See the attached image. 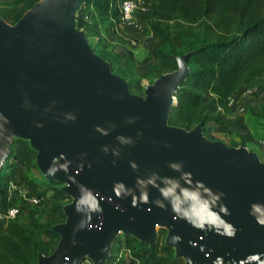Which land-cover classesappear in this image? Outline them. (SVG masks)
<instances>
[{"label": "water", "instance_id": "95a60500", "mask_svg": "<svg viewBox=\"0 0 264 264\" xmlns=\"http://www.w3.org/2000/svg\"><path fill=\"white\" fill-rule=\"evenodd\" d=\"M76 2L40 0L17 27L0 25V114L9 120L0 130V164L12 133L31 136L43 171L61 154L72 162L67 174L60 171L54 176L68 184L62 191L71 198L63 208L64 222L52 228L59 240L52 253L39 254L35 264H78L83 257L104 264L108 245L119 231L152 247L151 218L170 228L165 247H181L186 264L188 260L213 264L217 257H223L225 264H239L248 255L264 254V227L249 215L251 204H264V169L243 149L227 153L218 145L206 144L197 128L183 134L166 127L171 97L188 73L184 59L178 62L175 58L176 69L160 76L147 89L145 101L139 103L127 96L123 83L108 76L103 62L88 53L81 34L60 41L68 11ZM26 101L28 108L23 107ZM69 113L76 116L75 122H62ZM130 118H135V123L129 124ZM36 123L43 127L36 128ZM109 125L115 128L109 129ZM97 126L109 134L96 132ZM117 136L130 137L134 144L121 145ZM105 146L110 149L107 155L102 151ZM116 148L120 149L118 159L111 154ZM130 161L138 165V171L132 170ZM170 162H182L183 171L191 173L194 180L225 194L223 203L231 215L223 218L239 230L235 239L175 220L170 207L164 211L150 203L133 208L131 197H115V182L134 188L138 177L146 178L152 172L177 177L179 174L168 168ZM77 184L104 197L103 219L93 214L90 226L81 231H74L82 218L75 212L80 195ZM148 191L150 200L160 196L154 188ZM115 204L126 211H116ZM129 217L135 219L129 222ZM173 236L181 237V242L173 244Z\"/></svg>", "mask_w": 264, "mask_h": 264}, {"label": "rangeland", "instance_id": "374dc122", "mask_svg": "<svg viewBox=\"0 0 264 264\" xmlns=\"http://www.w3.org/2000/svg\"><path fill=\"white\" fill-rule=\"evenodd\" d=\"M26 1L29 0H0V25L7 29L17 27L20 21L40 3L38 0L21 14ZM67 16L63 30L59 34L60 41L67 40L73 33L81 34L88 53L106 65L108 76L124 84L127 96L143 103L147 89L162 76L154 79L156 75L154 53L163 44L148 30V24L154 21L153 18L142 17L139 19L140 31H127L118 26L115 21L97 18L91 7L83 0H77ZM160 27H165L170 41L177 47L180 45V39L196 45L203 38L214 42L228 37L230 30L235 32L240 30L238 27L235 29L234 26H230L227 31H224L214 17H207L195 24H185L175 20L167 23L160 22ZM132 40H134L133 44H131ZM187 58L188 54H184L176 60L181 62L184 59L186 67ZM250 88H255V93L241 99L239 93ZM171 98L169 108L176 104L175 97L172 95ZM208 99L209 95H204L198 108L180 116L182 122L184 121L183 128L167 124L166 127L177 129L183 134L197 128L201 139L206 144L218 145L227 153L242 148L264 169V59L249 67L240 77L230 98L231 101L230 99L227 101L226 110H217L213 115L214 120L203 122L202 118L206 113L205 104ZM177 121L179 123L180 119ZM38 155L39 151L33 145L31 136L25 133H12L6 144V156L1 160L0 170L4 167L7 173V190H10L13 185L24 187L25 182L32 181L34 185L41 186V191H46L43 200L52 194L50 189H59L66 195L68 199L66 203L54 201L45 203V206L43 204L39 208L28 207L19 219L25 224L37 221L53 225L59 221V217L51 213L52 207L60 206L63 215V208L70 203L71 198L62 191L68 186L67 183L55 180L54 176L46 175L47 172L40 168ZM43 182L55 183V185L47 186ZM63 222L64 220L54 224L52 228ZM4 225L5 223L1 222L0 229ZM170 231V228L166 226L152 225L154 244L152 247L144 245L148 248L157 245L153 260L158 264H186L181 247L168 248L171 250V255L160 249L161 246L165 247ZM121 237L122 232L119 231L108 245L107 256L109 257L113 252L127 263L138 264L137 261L129 259L128 254L123 250ZM116 238L120 241L118 244L113 243ZM78 264L93 263L87 257H83Z\"/></svg>", "mask_w": 264, "mask_h": 264}, {"label": "trees", "instance_id": "16d2710c", "mask_svg": "<svg viewBox=\"0 0 264 264\" xmlns=\"http://www.w3.org/2000/svg\"><path fill=\"white\" fill-rule=\"evenodd\" d=\"M37 1H26L20 13L30 9ZM83 1L91 7L97 18L116 22L117 11L111 6L112 0ZM147 1L151 8L148 16L154 20L148 24V30L163 44L154 53L156 63L154 79L174 71L175 58L188 54L186 59L188 73L173 94L176 104L169 108L166 124L183 128L184 121L182 122L180 116L198 108L204 95H209V99L205 104L206 113L202 120L203 122L214 120L213 115L217 110H226L227 101L233 96L235 86L244 72L264 59V0ZM207 17H214L224 31L230 26H234L235 29L238 27L240 30L239 32L230 30L228 37L214 42L203 38L196 45L180 39V45L177 47L170 41L165 27H160V22L175 20L195 24ZM4 169L3 167L0 170V215H4L10 207H15L18 212L13 219L0 220V224L5 223L0 229V264H35L39 254L48 256L54 250L59 237L52 230V226L62 222L64 218L60 206L52 207L51 213L59 217V221L53 225L37 221L25 224L19 220L23 211L28 207L39 208L54 201L66 203L68 199L59 189H50L52 194L43 200L46 191H41V186L34 185L32 181L25 182L24 188L28 196L40 199L37 205L10 197L7 192V173ZM43 183L47 186L55 185ZM119 242L118 238L113 241L114 244ZM121 243L129 259L137 261L138 264H158L153 260L157 245L148 248L128 236H122ZM160 249L171 255V250L167 247L161 246ZM105 264L131 263L125 262L112 252Z\"/></svg>", "mask_w": 264, "mask_h": 264}, {"label": "clouds", "instance_id": "9594fccd", "mask_svg": "<svg viewBox=\"0 0 264 264\" xmlns=\"http://www.w3.org/2000/svg\"><path fill=\"white\" fill-rule=\"evenodd\" d=\"M119 99H123V97H119ZM23 107H30L27 101ZM49 110L46 109V111ZM75 120L76 116L69 113L65 114V120L62 122H75ZM0 122H2L0 123V130H2L9 123V120L3 114H0ZM128 123H135V118H130ZM35 127L42 128L43 124L36 123ZM114 128L115 125H109V129ZM95 131L103 136L109 134V130H105L99 126L96 127ZM141 135L142 133H137L138 137ZM116 139L124 146L130 147L134 144V141L130 137L117 136ZM109 150L108 146L102 148L105 155L109 153ZM111 154L118 159L120 149H112ZM80 159L83 160V155ZM61 160L64 163H60L59 161ZM71 163L63 154L58 158L54 157L53 163L49 166L46 175L55 176L60 171L67 174ZM112 164L115 166L116 160H113ZM129 164L133 171H138V165L135 162L130 161ZM88 167L91 168V164ZM79 168L82 171L83 164L79 165ZM168 168L179 175L177 177H161L157 173L152 172L146 178L138 177L134 188L126 187L123 182H115L113 186L115 197L121 200L131 197L133 208H139L140 205H148L150 203L164 211H167L170 207L175 220L185 221L200 231L214 232L218 236L235 239L239 230L223 218L231 215L228 207L223 203L225 194L223 192H213L203 182L194 180L191 173L183 171L182 162H170ZM150 187L160 193V196L155 200H150L148 191ZM77 189L80 195L79 198H76L75 212L80 214L82 218L77 222L74 231H81L86 226H90L89 222L93 214L97 215L99 219H103L101 203L104 202V197L82 184H77ZM137 192L139 193L138 195ZM108 201L109 203H113L110 197ZM114 207L116 211L121 213L126 211L119 204H115ZM147 211L151 212L152 209L148 208ZM249 215L256 220L259 226L264 227V204H251ZM134 219V217H129V222ZM180 242L181 237H172L173 244H179ZM262 256H264L262 253L248 255L245 259L240 260L239 264H264ZM188 264H192V261L188 260ZM213 264H225V261L223 257H217L213 261ZM229 264H235V262L230 261Z\"/></svg>", "mask_w": 264, "mask_h": 264}, {"label": "built area", "instance_id": "2783aa9c", "mask_svg": "<svg viewBox=\"0 0 264 264\" xmlns=\"http://www.w3.org/2000/svg\"><path fill=\"white\" fill-rule=\"evenodd\" d=\"M111 6L117 11V25L127 31L133 32L141 30L139 19L148 16L151 11L147 0H112ZM133 41L131 44H133ZM254 93L255 88L244 89L239 93V97L241 99L248 98ZM7 192L10 197L27 201L30 205H37L40 202V199L28 196L27 190L22 186L15 187L13 185ZM17 212L18 210L15 207H10L4 215H0V220L13 219L17 215Z\"/></svg>", "mask_w": 264, "mask_h": 264}, {"label": "bare ground", "instance_id": "6f19581e", "mask_svg": "<svg viewBox=\"0 0 264 264\" xmlns=\"http://www.w3.org/2000/svg\"><path fill=\"white\" fill-rule=\"evenodd\" d=\"M239 150H242V148L236 149L235 151H239ZM243 151H245V150L243 149ZM148 222L150 223V225L157 224L152 218L149 219ZM225 260H226V258H225Z\"/></svg>", "mask_w": 264, "mask_h": 264}]
</instances>
